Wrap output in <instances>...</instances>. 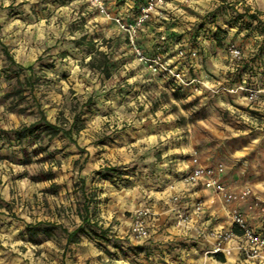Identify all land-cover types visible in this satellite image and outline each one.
Segmentation results:
<instances>
[{
	"label": "rangeland",
	"instance_id": "rangeland-1",
	"mask_svg": "<svg viewBox=\"0 0 264 264\" xmlns=\"http://www.w3.org/2000/svg\"><path fill=\"white\" fill-rule=\"evenodd\" d=\"M147 1L0 0V221L22 225L18 231L33 257L43 244H54L75 264L199 262L201 255L193 252L198 242L175 236L182 225L176 215L164 219L158 212L180 207L169 196L180 193L194 155L203 165L220 167L221 180L237 195L226 204L202 192L209 227H226L224 211L236 206L251 228L264 230V0H162L137 28L138 49L175 65L181 61L176 48L195 35L194 76L216 92L199 85L188 98L175 95L166 77L139 61L121 26L137 22ZM245 10L256 19L236 17ZM212 20L227 31L220 45L210 39ZM232 45L257 68L251 80L243 75L232 81ZM246 88L257 91L255 100ZM197 95L200 102L190 101ZM40 111L63 127L74 123L72 138L40 133L17 144L11 131L40 123ZM41 171L54 176L33 180ZM247 189L250 194L240 197ZM83 205L89 223L81 222ZM143 206L152 211L148 225L170 231L156 233L153 251L138 252L131 247L142 241L132 237L130 224ZM39 221L36 241H29L26 225ZM78 225L76 241L66 245L63 229ZM171 233L173 239L164 238ZM207 255L203 264H221ZM226 256L228 264L243 261L232 251Z\"/></svg>",
	"mask_w": 264,
	"mask_h": 264
},
{
	"label": "built area",
	"instance_id": "built-area-1",
	"mask_svg": "<svg viewBox=\"0 0 264 264\" xmlns=\"http://www.w3.org/2000/svg\"><path fill=\"white\" fill-rule=\"evenodd\" d=\"M162 0H148L146 4L141 8V15L133 25H121L128 35L130 42L135 47L136 57L141 61L150 72L153 74L161 75L163 77L172 78L177 83L188 86L191 85L194 89L203 86L211 92H216L214 86L209 85L206 81L199 80L196 76L186 75L185 68L188 64L192 63L197 65V50L192 48L189 50L183 47L176 48V56L181 60L175 64H171L165 61L160 55L147 56L142 50L138 49L134 44L136 36V30L141 26V23L148 18L151 10L161 3ZM228 53L233 66L241 61V50L236 46H230ZM194 62V63H193ZM227 91H234L235 89L224 88ZM248 92V99L253 101L257 97V91L246 88ZM191 168L181 175V180L191 186L198 184L202 185L206 189H210L214 194L226 204H229L236 200L237 195L234 194L223 183L220 177V167H212L203 165L197 156H193L190 159ZM250 194V190L243 191L240 197H244ZM171 202L179 203L180 194L175 193L170 197ZM258 203L254 202L253 206ZM175 215L180 223H187L190 221L193 214H200L204 211L203 201L201 199H195L192 202L190 210L183 211L181 208H174ZM152 215V211L148 206L139 207L134 210L132 215V221L130 224V233L136 241H143L147 239L149 235L148 220ZM231 222L230 228H212L205 237L207 238L210 247L205 251V254H226L230 249L237 250L238 255L241 256L244 262H252L256 264H264V230L256 231L251 228L247 223L245 215L242 211L232 206L228 212Z\"/></svg>",
	"mask_w": 264,
	"mask_h": 264
},
{
	"label": "crops",
	"instance_id": "crops-1",
	"mask_svg": "<svg viewBox=\"0 0 264 264\" xmlns=\"http://www.w3.org/2000/svg\"><path fill=\"white\" fill-rule=\"evenodd\" d=\"M203 191H207L209 193L214 194L212 190L206 189L200 184L196 186H191L185 184L182 181L180 193L177 191H172L171 195L175 193L180 194L179 208L185 211V210H190L191 205H189V203L190 202L192 203L193 200L201 199L203 201V199L201 198ZM9 195L10 193L8 190L2 191L3 198H7ZM171 195L169 197H171ZM187 198L190 199V202ZM204 205L205 203H203V206ZM230 208L224 211L226 216L228 217V220H230L228 215ZM173 210L174 207H171L169 205L168 207L166 206L165 208H163L162 211L159 210L158 212L160 213L161 216L165 215L164 219L165 218L170 219L175 214V211L172 212ZM211 221H212V217L206 214L203 213L198 215L193 214L191 216L190 221H188L187 223H182V225H179L178 230L175 232L176 234L175 236H177V239L179 240L192 239V241L198 242V245L196 247L197 249L194 250L192 249V250L195 254L199 253L201 257L199 259V262L196 261L193 264H203V261H205V259L208 257V255L205 254V256H203L202 258V254L210 247V244L207 238L205 237V235L210 229H212V227H209ZM230 224L231 222L228 225H226V227H222V228H230L231 226ZM163 225L164 224L157 225V223H155V225L153 224L149 225V235L147 239L148 238L153 239L156 233L162 235L166 233V230L170 231V229H165V228L163 229ZM21 228L22 225L19 224L14 219L10 218V220H7L6 222L0 221V240L2 241L0 242V264H75L72 262V260L67 259L66 256L63 255V250L59 249L54 244H50V245L43 244L42 252L38 256L33 257L32 245L30 243H26L24 236H22L20 234V231H18ZM164 238L173 239L174 235L173 233H171V235L166 234ZM202 249L203 252L201 253ZM230 251L234 252L237 256H239L236 253V251H234L233 249H230ZM226 255L227 253L223 254L225 259L224 261H219V260L217 261L214 255H210V257L212 256L214 257L213 259L214 262H220L221 264H228ZM239 261L241 262L240 259ZM235 264L238 263L236 262ZM241 264H256V263L242 261Z\"/></svg>",
	"mask_w": 264,
	"mask_h": 264
},
{
	"label": "trees",
	"instance_id": "trees-1",
	"mask_svg": "<svg viewBox=\"0 0 264 264\" xmlns=\"http://www.w3.org/2000/svg\"><path fill=\"white\" fill-rule=\"evenodd\" d=\"M134 7L138 8V4H136V2L134 3ZM219 11H221V7L219 6L217 11L212 12L210 15H212L211 17H216L218 16ZM236 17L239 18H243V17H248L249 19H256V16L254 14L248 13L247 10H245L243 13H236ZM216 22H214V20L208 22V27L209 25L214 26V30L210 31L211 35H210V39H212V41L215 42L216 45H220L221 44V40L222 38H224L225 33L227 32L225 29H222L219 25L215 24ZM204 27V23L201 24H197L195 28H193V32L192 33H196V30L200 31L202 28ZM223 36H221V34H223ZM221 36V37H220ZM175 41H178L181 39L180 35H177L176 37H172ZM172 42H175L173 40H171ZM188 42L184 43L183 41L180 42L179 46L183 47L186 50L189 49H196L199 51L198 46H197V41L195 39V35L192 34V38H189L187 40ZM178 46V47H179ZM197 51V52H198ZM3 52L5 53V55L7 56V58L14 63L12 57L9 55L8 51L3 48ZM251 58H247L242 56L241 61L237 64L236 68H235V74L233 73L231 76H233L232 81L233 82H240V80L242 79L243 75H245V80L249 81L253 78L255 70L257 69L255 66H253V64L251 63ZM197 64L199 65V61L197 60ZM198 66L194 65V66H189L187 69V75L190 76H194L196 73V70L198 71ZM32 66L27 67L28 70H32ZM106 70V69H105ZM166 83L169 84L171 90L173 91V93L176 95L178 93H180L181 96L188 98L191 94V91H193V86L188 85V86H184L181 85L179 83H177L176 81H174V79L172 78H167L166 77ZM29 82V81H27ZM202 99L201 95H197L196 97L192 98L190 101H198L200 102V100ZM202 105V104H201ZM203 106V105H202ZM40 123L36 124H30L28 126L23 125L20 128L14 129L12 130V135L14 140L17 141V144H20V142L22 140H28L30 138L33 137H37V134H44L46 136H49V138L56 136L57 134H59L60 132L67 135L69 138H72V134L71 131L74 127V123H72L69 127H63V125H58L57 123H52L50 122L48 119H46L45 115L43 112L40 111ZM37 131H39V133H37ZM4 134H6V131H2ZM23 151L25 152V154L27 153V151L25 149H23ZM53 172L52 171H41L39 172L35 177H33V180L35 181H43V180H51L53 178ZM81 182H83V180H80ZM83 210H84V214H81V222L84 223H89L90 222V213L88 210L87 206L83 205ZM41 224V222H37L34 224H27L26 225V230L28 233V240L29 241H36V239L34 238L37 234V230L39 225ZM81 226L78 225L75 229H73L72 231H67L66 229H63L64 232H66L67 237H66V245L71 243V242H75L76 239L75 237L77 236L78 231L80 230ZM154 239V238H153ZM153 239H145L144 241L137 243L136 245H132L131 249H134V251H138V252H146L148 250V248L151 249V251H153V246L152 245V240ZM185 242V241H183ZM182 242V243H183ZM152 246V247H151ZM150 253V252H148ZM148 253L146 254V256H148ZM214 257L219 260V261H224V256L222 253H217V254H213ZM145 256V257H146Z\"/></svg>",
	"mask_w": 264,
	"mask_h": 264
}]
</instances>
